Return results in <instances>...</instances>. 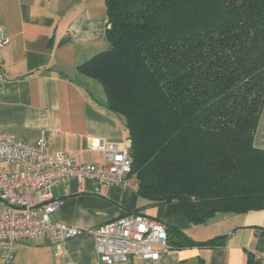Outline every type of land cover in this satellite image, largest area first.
I'll return each instance as SVG.
<instances>
[{
  "label": "trees",
  "instance_id": "1",
  "mask_svg": "<svg viewBox=\"0 0 264 264\" xmlns=\"http://www.w3.org/2000/svg\"><path fill=\"white\" fill-rule=\"evenodd\" d=\"M104 3L109 48L78 69L123 122L138 195L194 225L263 209L264 0ZM167 235L174 249L223 244Z\"/></svg>",
  "mask_w": 264,
  "mask_h": 264
},
{
  "label": "crops",
  "instance_id": "2",
  "mask_svg": "<svg viewBox=\"0 0 264 264\" xmlns=\"http://www.w3.org/2000/svg\"><path fill=\"white\" fill-rule=\"evenodd\" d=\"M104 0H0V25L7 46L0 51V134L35 143L46 128L47 148L73 156L80 164H102L95 140L129 147L122 120L109 113L101 85L78 67L109 48ZM129 185L106 187L89 180L53 187L63 204L50 214L53 223L88 231L68 239L62 252L43 241H22L17 249L0 243V264H104L90 230L125 212L138 211L172 226L194 242L222 237L212 247H171L157 260L129 259L113 264H264V208L216 213L201 224L166 215L165 206ZM10 255L12 257H10Z\"/></svg>",
  "mask_w": 264,
  "mask_h": 264
},
{
  "label": "built area",
  "instance_id": "3",
  "mask_svg": "<svg viewBox=\"0 0 264 264\" xmlns=\"http://www.w3.org/2000/svg\"><path fill=\"white\" fill-rule=\"evenodd\" d=\"M7 44L5 27L0 25V51ZM3 81L0 73V83ZM45 132L43 128L33 144L11 133L0 134V243L14 251L22 241L46 239L59 255L68 239L88 230L51 222L50 214L63 204L54 197L53 187L89 180L124 188L129 185L132 159L127 147L98 139L94 147L103 152L105 162L80 164L61 151L49 152ZM90 231L98 259L104 264L157 260L171 250L166 225L143 213L125 212Z\"/></svg>",
  "mask_w": 264,
  "mask_h": 264
},
{
  "label": "rangeland",
  "instance_id": "4",
  "mask_svg": "<svg viewBox=\"0 0 264 264\" xmlns=\"http://www.w3.org/2000/svg\"><path fill=\"white\" fill-rule=\"evenodd\" d=\"M254 147L264 151V117L261 116L257 129L254 132ZM134 177V176H133ZM136 181V179L134 178ZM65 185V184H61Z\"/></svg>",
  "mask_w": 264,
  "mask_h": 264
}]
</instances>
